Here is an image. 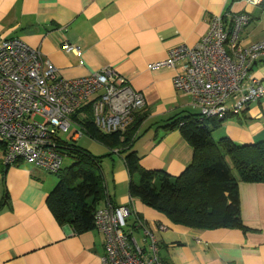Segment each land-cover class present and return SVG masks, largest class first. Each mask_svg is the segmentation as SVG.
<instances>
[{
	"label": "crops",
	"instance_id": "crops-1",
	"mask_svg": "<svg viewBox=\"0 0 264 264\" xmlns=\"http://www.w3.org/2000/svg\"><path fill=\"white\" fill-rule=\"evenodd\" d=\"M238 14L250 17L242 40H263L264 0L258 5L248 0H0V42L21 40L66 79L105 67L122 74L145 98L134 144L141 166L178 177L192 163L194 150L179 130L166 132L163 126L177 116L199 115V109L190 95L174 87L178 70L152 71L149 66L166 59L171 50L195 47L214 17L231 20ZM65 42L78 46L81 54L65 52ZM253 71L264 78V56ZM233 115L213 137L219 134L220 140L228 138L237 145L264 142V97ZM105 154L101 157L113 155L107 159L112 163L110 175L103 173L109 200L131 209L127 230L133 235L142 233L135 221L145 222L165 264H264V184H239L241 219L249 233L194 230L173 225L132 200L124 159L109 149ZM47 173L25 162L5 165L0 151V264H101L104 237L97 230L77 235L60 226L48 209L46 198L58 179L51 181Z\"/></svg>",
	"mask_w": 264,
	"mask_h": 264
},
{
	"label": "built area",
	"instance_id": "built-area-1",
	"mask_svg": "<svg viewBox=\"0 0 264 264\" xmlns=\"http://www.w3.org/2000/svg\"><path fill=\"white\" fill-rule=\"evenodd\" d=\"M260 1L248 0L251 5ZM249 20L246 14L235 15L231 22L216 16L195 47L171 50L149 69L178 70L174 87L190 95L204 118L221 120L245 110L264 97V78L253 71L264 56V39L247 44L241 38ZM62 49L81 54L78 46L66 42ZM144 108L143 94L111 67L66 79L38 50L21 40L0 42V151L5 165L25 162L58 173L67 148L60 134L74 127L79 133L71 138L82 135L75 116L81 118L87 110L96 128L114 134L129 129ZM131 213L128 207L110 205L97 212L96 229L105 240L101 264H163L158 240L145 222L137 224L142 244L125 230Z\"/></svg>",
	"mask_w": 264,
	"mask_h": 264
},
{
	"label": "trees",
	"instance_id": "trees-1",
	"mask_svg": "<svg viewBox=\"0 0 264 264\" xmlns=\"http://www.w3.org/2000/svg\"><path fill=\"white\" fill-rule=\"evenodd\" d=\"M240 112L228 114L221 120L204 118L200 113L177 116L163 126L166 132L179 130L194 150L192 163L178 177L164 171H148L141 166L140 157L134 151L140 135V112L129 129L114 134H105L96 128L87 110L83 117L75 116V120L82 135L122 156L130 177L132 200L141 201L176 226L201 231L240 230L247 234L250 230L241 219L239 184H264V142L237 145L228 138L218 142L212 138V131ZM76 142L66 141L67 148L62 152L74 160L73 166L64 171L60 169L58 173L49 172L58 182L47 196L46 205L60 226H68L75 234L83 235L97 230L95 216L101 208L120 206L109 200L105 180L97 172L101 159L78 147ZM130 216L125 230L131 227ZM136 223L138 219L134 225ZM159 258L165 264L160 255Z\"/></svg>",
	"mask_w": 264,
	"mask_h": 264
},
{
	"label": "rangeland",
	"instance_id": "rangeland-1",
	"mask_svg": "<svg viewBox=\"0 0 264 264\" xmlns=\"http://www.w3.org/2000/svg\"><path fill=\"white\" fill-rule=\"evenodd\" d=\"M78 131L79 130L77 128H74L73 127V128H71L70 132H68L66 134H60V136L65 141H72L73 138H71V137H74V135L76 133H79ZM212 133H213V131H212ZM218 137H221V136H219V134H217V135H215L213 137V135H212V138H216V140L213 139V140H215V142H218L220 140V138H218ZM73 141H75V140H73ZM76 141H77L76 142V145L78 147H80V148H82L84 150H87L93 157L98 158V159H101V161L105 162L103 164L100 162V164H99L100 170L99 171L97 170V172L100 174V176L102 175L101 177H103V178H104V174H103L104 172H105L106 175L109 176L110 175L109 172H111V165H112V163L110 161H108L107 159H110L111 160V157L113 155L112 154L111 155H107V156H105V158L101 157L102 154L103 155H106L105 154V151L108 150V149L105 146H103L101 143H99V142H97V141L89 138L86 135H81V137H77ZM73 164H74V160L73 159H71L68 156H63L62 163H61V170L64 171V170L72 167ZM108 169H109V172H108ZM37 171L40 172V173H43L44 175H46V172L44 173L43 170L37 169ZM47 176H48L47 178H52V179H50L51 181L57 180V177L54 174L53 175L52 174L51 175L48 174ZM135 179L137 180L136 177H135ZM103 180H105V179H103ZM141 235H142V233L135 232L134 237L138 241L141 242Z\"/></svg>",
	"mask_w": 264,
	"mask_h": 264
}]
</instances>
